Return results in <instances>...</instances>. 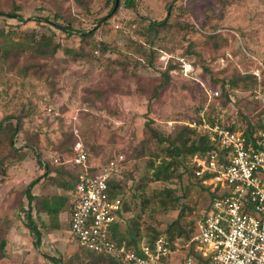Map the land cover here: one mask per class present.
Masks as SVG:
<instances>
[{"label":"rangeland","instance_id":"1","mask_svg":"<svg viewBox=\"0 0 264 264\" xmlns=\"http://www.w3.org/2000/svg\"><path fill=\"white\" fill-rule=\"evenodd\" d=\"M131 1L132 8H125L123 0H117L107 18L113 0H80V6L74 0H0V12H14L22 19L0 17V264H23L26 249L36 252V241L38 251L51 254L59 264L80 262L76 256L82 251L67 233L69 191L61 188L79 167L55 164L57 159L70 161L75 141L91 166L120 153L125 175L136 180L148 159L139 149L141 141L149 139V127L172 135L200 117V111L239 131L247 124L256 130L264 121V0ZM29 18H46L48 23L23 21ZM53 19L70 22L74 31H92L94 41L105 43L107 51L91 54L77 34L53 29ZM163 19L169 23L166 28H149V23ZM25 34L35 40L51 37L57 50L48 58L25 49L14 52ZM65 48H82L86 56L72 61ZM160 56L172 57L168 62L183 56L194 67L193 78L174 71L166 80ZM13 125L18 130L11 135ZM35 179L28 201L25 190ZM185 187L186 198L179 203L188 209L180 224L188 230L208 203L193 179L152 183L149 190L167 188L181 197ZM53 196L63 207L57 227L50 229L48 217L36 212L35 199ZM179 207L141 214V230L146 225L163 230ZM136 213L124 214L121 230ZM31 224L39 237L28 230ZM11 229L17 233L10 235ZM182 252L179 249L170 262L175 264Z\"/></svg>","mask_w":264,"mask_h":264},{"label":"built area","instance_id":"2","mask_svg":"<svg viewBox=\"0 0 264 264\" xmlns=\"http://www.w3.org/2000/svg\"><path fill=\"white\" fill-rule=\"evenodd\" d=\"M172 57L160 56L163 65ZM178 75L192 79L194 67L184 57L173 59ZM255 77L258 72H254ZM264 125V121L262 122ZM196 131L213 143L215 150L194 157V176L213 194L207 209L197 218L189 240L168 247L164 236L152 244L139 243L133 250L124 242L110 239V229L122 222L119 196L109 194L108 183L123 171L124 158L112 155L99 170L88 165L79 141L72 146L68 164L79 167L69 210V236L82 250L118 260L120 264H174L179 249H191L205 264H264V131L251 134L230 131L214 124L201 123ZM175 260V259H174ZM192 256L182 252L175 264H195Z\"/></svg>","mask_w":264,"mask_h":264},{"label":"trees","instance_id":"3","mask_svg":"<svg viewBox=\"0 0 264 264\" xmlns=\"http://www.w3.org/2000/svg\"><path fill=\"white\" fill-rule=\"evenodd\" d=\"M76 4L79 6L80 0H74ZM118 4V2H117ZM115 0H113V5L108 12V17L111 18L112 12L117 8V5L114 9ZM123 5L125 8H132L131 0H123ZM0 17H4L6 19H16L21 21V16L14 12L3 13L0 12ZM56 18V17H55ZM104 19V20H107ZM59 19H53L52 23H49L55 30H59L60 32L67 33V35L77 34L82 41L86 42L90 47L91 54H103L107 51V45L102 42H96L93 39V33L84 32V31H74L70 22L61 20V23H55ZM101 19L99 22H101ZM23 21H42L44 23H48L47 19H38V18H29ZM98 22V23H99ZM97 23V24H98ZM169 25L167 19H163L158 22L149 23V28L158 32V30L164 29ZM96 30V28H95ZM33 34V33H31ZM20 45L16 44L13 47L14 52H20L22 50L28 51L31 55H37L44 58H48L53 55V53L57 50L56 45L52 42L51 37H43L41 36L38 39H34L33 35L25 34L24 38ZM65 55L71 58L72 61H78L86 56V51L82 48L78 49H63ZM181 56V55H179ZM183 57V56H182ZM264 69V66H263ZM178 71V65L176 63L167 62L164 66V77L168 80V75L170 72ZM230 84L235 85V82H231ZM225 86V85H224ZM225 101L230 100L229 93H222ZM198 114L201 116L191 120L188 123H185L182 127H177L172 135H165L163 133H159L155 131L153 128H148L147 134L149 139H145L141 141L142 145L140 146V156H147L148 159L144 165V171L139 177L135 180L130 175H125V158L123 164V171L120 173L118 178H111L108 183L109 194L112 197L119 196L121 201V211L119 217L121 221L123 220L124 214L130 213L132 210L137 211L135 216L130 219H127L124 225L123 230L120 229V225H113L110 229V239L115 241L116 243L124 242L127 249L134 250L139 243L143 244H152L159 236H164L167 240L168 247L170 250H173V243L182 245L187 242L193 233L194 223L188 229H184V227L180 224L184 211L188 209V207L182 203H179L181 200L186 198L187 188L183 189V194L181 197L176 196V192L167 189L160 188L158 190L151 189L149 190V185L152 183H161L166 184L173 180L176 183L180 184L182 181V177L186 176V178H191L194 181V184L201 188L207 195L208 200L213 198V194L208 193L207 189H204L199 181L194 176L195 167L192 164V159L194 157H202L207 152L211 150H215V146L212 142H210L207 137L196 131L195 127L191 128L190 124H194L195 126L199 125L201 121L207 123L211 126L214 124L224 127L230 131L237 130L232 125H223L220 121L216 119H211L207 117L206 113L200 111ZM17 124L16 122L14 125ZM13 125V126H14ZM253 127H250L247 124V127L243 129V134L251 140V134L257 130L264 131V125L262 123H258L256 125V130H253ZM3 130L0 123V131ZM18 130V127L14 126L13 130H11V135H14ZM75 143V142H74ZM140 143V144H141ZM151 143V144H150ZM83 148V146H82ZM72 149V148H71ZM84 150V148H83ZM147 151V152H144ZM85 152V150H84ZM86 154V152H85ZM120 154V153H118ZM72 155V151H71ZM108 157L102 163L95 165L94 171L99 170L105 163L109 160ZM87 160V154H86ZM188 160H190V164H187ZM39 163V162H38ZM55 164L60 166L61 163H58V159L55 161ZM88 164V160H87ZM187 164V165H186ZM71 167H77L72 164H69ZM80 171V170H79ZM79 171L73 173L71 180L69 182H65L61 188L63 190L73 192L74 186L77 182V177ZM3 174V172H0ZM129 182V185H127ZM38 183V179L31 181L25 190L28 201L32 200L29 191ZM126 197H128L129 203L126 201ZM135 202V203H133ZM137 202V203H136ZM29 204V203H28ZM132 205V207L130 206ZM36 212H41L46 215L49 219L50 229H54L57 227V216L60 212H62L63 201L58 196L53 197H39L35 199ZM177 210V215L175 219L167 224L163 230L159 231L156 227H152L151 225H146L141 230L142 221L140 220L141 214L148 212L150 215L157 213H166L170 210ZM207 209V207H206ZM205 209V210H206ZM68 209V217H69ZM190 211V209H189ZM68 229V222H67ZM29 231H35V227L31 224L28 228ZM36 237L38 235L36 234ZM38 247V241L33 244V248ZM4 248L3 242H0V259L3 258L2 249ZM79 249V248H78ZM82 254L80 256H76L77 260H80L78 264H120L118 260H114L108 258L106 256L96 254L93 252L82 250ZM183 250V249H182ZM186 256H192L195 260V264H205V261L197 254L193 253L191 249L183 250ZM43 258H45L50 264H59L58 259L54 257L43 254Z\"/></svg>","mask_w":264,"mask_h":264},{"label":"crops","instance_id":"4","mask_svg":"<svg viewBox=\"0 0 264 264\" xmlns=\"http://www.w3.org/2000/svg\"><path fill=\"white\" fill-rule=\"evenodd\" d=\"M58 163H61V165H63V164H68V163H63V162H59V160H58ZM71 202H72V192H70L69 193V209H70V206H71ZM59 216V215H58ZM58 220H59V217H58ZM34 227V226H33ZM32 232H35V235L37 234L38 235V237H39V233H38V231L37 230H35V231H31V233ZM17 232H16V230L15 229H11V231H10V235H12V234H16ZM68 233V232H67ZM69 235V234H68ZM20 237H19V239H22L21 238V235H19ZM27 242L28 241H26V244H27ZM42 242V241H41ZM74 243V242H73ZM75 244V243H74ZM57 246H59V247H63V244H57ZM39 250V247H37L36 248V252H31L30 251V249L27 251V249H26V253H24L23 255H24V260H25V262H24V260H23V264H44L45 262H48L45 258H43V253H41L40 251H38ZM49 256H52L51 254H49ZM5 260V259H4ZM12 262V261H11ZM2 264H6L5 262H2ZM8 264H13V263H9L8 262Z\"/></svg>","mask_w":264,"mask_h":264},{"label":"water","instance_id":"5","mask_svg":"<svg viewBox=\"0 0 264 264\" xmlns=\"http://www.w3.org/2000/svg\"><path fill=\"white\" fill-rule=\"evenodd\" d=\"M116 5H117V0H115V5H114V9H115Z\"/></svg>","mask_w":264,"mask_h":264}]
</instances>
